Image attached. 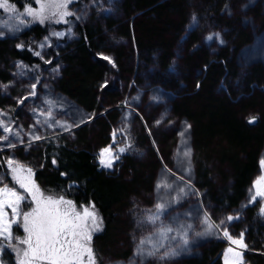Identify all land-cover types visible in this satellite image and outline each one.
Listing matches in <instances>:
<instances>
[{
    "label": "rangeland",
    "instance_id": "rangeland-1",
    "mask_svg": "<svg viewBox=\"0 0 264 264\" xmlns=\"http://www.w3.org/2000/svg\"><path fill=\"white\" fill-rule=\"evenodd\" d=\"M127 1L132 0H73L68 5L73 15L66 18L71 23H56L55 17L40 23L27 15V7L39 8L37 0H8L15 11L0 8V33H3L0 43L7 51L27 52L38 59L35 67H29L13 55L0 60V121L12 130L6 133L0 127V134L8 137V140H0V188L7 185L26 197L20 203L21 212L35 207L31 196L12 178L7 164L11 158L31 169L32 180L44 196L59 199L60 195L45 189L46 181L37 178L35 172L44 168L45 147L70 145L76 141L77 133L85 129L94 162L105 175L129 182L132 169L138 168L140 176L147 180L144 188H135L114 208L115 220L105 236L103 223L101 230L92 232L95 264H189L201 258L208 245L217 246L215 256L219 264H226V260L227 264H252V255L264 249V215L260 214L264 196H256V202H250L258 188L264 190L261 163L264 138L258 148V169L240 206H217L208 196L210 188L200 189L204 184L198 167L213 164L206 180H211L212 189L218 194V189L228 184L223 177L228 176L229 170L227 165L223 167L217 161L220 144L212 141L209 151L200 157L193 139L192 122L178 115L175 108L183 104L193 112L204 108L215 110L222 101H230L232 111L246 125L255 127L258 120L264 122V86L251 84L247 79L255 67L264 70V0H224L219 17L214 20L207 14V8L198 6L197 0H187V18L179 31L173 28L180 19L169 13L161 22L139 13L128 18L124 11ZM203 3L202 0L201 5ZM234 19L250 36L237 47L233 43L239 40L223 22ZM21 20L24 23H20ZM170 20L174 26L164 31L163 22ZM34 26L43 29L38 37L29 34ZM85 27L97 32L91 58L105 65L102 75L105 84L98 87L93 108L84 107L59 89L60 81L67 79L66 71L71 68V58ZM154 28L159 31L157 35L151 34ZM55 32H63L64 36L57 37ZM215 34H219L223 44L215 38L207 40ZM162 38L164 44L170 45L169 50L155 46ZM140 40L150 43L152 48L140 50ZM163 54H167L165 64L161 61ZM102 55L110 57L115 67L102 59ZM224 57L228 59V69L221 61ZM205 59L222 64L221 72L218 68L207 71L203 65ZM250 117L256 118L254 123H248ZM187 125L190 128L184 132ZM181 132H184L183 137ZM36 136L40 139H32ZM9 141L15 146L8 147ZM108 147L113 156H119L110 169L100 164V153ZM122 147L126 151L119 153ZM189 148L191 157L185 158L183 153ZM205 158H209L210 163L205 162ZM132 164L136 167L132 168ZM257 181H260L258 185ZM157 184L168 187L157 189ZM158 203L165 205L160 213L156 210ZM90 205L92 203L75 205V208L82 212L83 207ZM61 207L67 208V205ZM6 211L11 219V209L6 208ZM205 213L214 225L210 232L206 231ZM150 216L159 217L155 224L149 223ZM228 216L234 219L229 222ZM222 220L224 224H220ZM163 227L173 228L167 238L159 234ZM225 229L233 240L241 239L243 234L246 247L232 244L223 235ZM11 232V245L0 237V264H18V259L23 257L26 245L17 243V238L22 240L27 235L22 215L12 224ZM184 232L189 240L186 246L179 238ZM173 236L176 239H171ZM141 240L145 241L143 245ZM160 244L163 247H159ZM138 248L143 249L142 254ZM150 251L154 255H148ZM165 251L178 254L161 259ZM236 252L241 253L242 259L234 256ZM84 260L87 264L86 256Z\"/></svg>",
    "mask_w": 264,
    "mask_h": 264
},
{
    "label": "trees",
    "instance_id": "trees-1",
    "mask_svg": "<svg viewBox=\"0 0 264 264\" xmlns=\"http://www.w3.org/2000/svg\"><path fill=\"white\" fill-rule=\"evenodd\" d=\"M186 1L132 0L130 3H128L129 1L125 3L124 11L128 18L139 13L148 18H157L159 22L169 13V15H174L177 19H180V22L174 24L175 28H173L179 31L182 29V25L187 18L188 3L186 4ZM197 2L199 7L207 8V14L212 15L211 19H213L219 17V11L223 6L224 0H203L204 5H201L202 0H197ZM171 21L163 22L164 31L165 28L168 29L170 27L172 29L171 26L174 25L171 24ZM223 22L225 23L224 27L230 28L239 40L233 43V46L237 47L249 40L248 31L239 27L237 20H223ZM228 26L230 27L228 28ZM254 29L252 28L253 31ZM42 30L41 27L34 26L29 34L30 36L38 37ZM157 33H159L157 28L151 31L153 35H157ZM95 36H97L96 31L88 27L84 28L83 37L77 43L76 51L71 58V68H68V71H66L67 79L60 81L59 84L61 91L76 99L86 108L96 107L95 99L98 87L105 84V81H102L103 70L105 69L104 63L91 58L95 49ZM192 36L194 37L195 35L193 34ZM164 43V39L162 38L158 41V45L155 46L165 51L169 50L170 45ZM4 46V44L0 43V60L13 55L25 61L29 67L36 66L35 63H37L38 59L34 56L29 55L27 52L7 51ZM138 47L140 50L145 49L146 51L152 48L150 43H145L141 40L138 41ZM165 55L167 56V54L160 55L163 64L166 63V60H164ZM120 57L121 52L118 51V61L121 60ZM206 61L207 59L204 60L203 65L206 66L207 71L218 68V72H221L222 64H213L211 60ZM221 61L224 62V68L228 69L227 57L222 58ZM247 79L251 84L264 86V70L261 67H255L249 72ZM107 86L106 84L105 89ZM232 107V102L222 101L215 110L204 108L198 112H193L186 109L183 104L175 108L178 115L186 117L192 122L193 139L195 140L197 153L200 157L209 151L212 141H217L218 145L220 144L221 152L218 155L217 161L223 167L227 165L229 170L228 176L223 177L224 181H227L228 184H223L221 189L218 187V194H216V191H213L214 185L212 186V183H210L211 180L209 182L206 180L210 173L209 169L213 167V164H209L207 168L198 167L199 178L205 185L200 186V189L204 190L205 187L210 188L209 198L214 201L215 205L220 207L226 205L231 207L240 206L245 197V190L250 185L253 175L258 169V148L264 138L263 121L258 120L255 127L248 126L232 111ZM85 133V129L80 130L77 133L76 141L70 145L62 143L59 147L50 145L45 147L42 158L44 168L42 171H36L35 174L37 178L46 181V190L69 198L76 206L92 203L104 224V235L115 220L114 208L124 201L135 188H144L146 186V179L140 176V170L136 169V165L133 164L131 167L135 169H132L129 182L119 177L105 175L94 162L93 154L90 150V142L85 137ZM205 159V162L210 163L209 158ZM214 170H216L215 166L212 169V173ZM204 196L206 197L207 195ZM259 250L257 254L252 255V264H264V249ZM217 252V246L208 245L202 257L191 260L189 264H219L215 256Z\"/></svg>",
    "mask_w": 264,
    "mask_h": 264
},
{
    "label": "snow or ice",
    "instance_id": "snow-or-ice-1",
    "mask_svg": "<svg viewBox=\"0 0 264 264\" xmlns=\"http://www.w3.org/2000/svg\"><path fill=\"white\" fill-rule=\"evenodd\" d=\"M37 3L39 4L38 9L29 6L25 10V13L33 17V19H38L40 23H44L45 20L55 17L54 22L56 23H71L66 18L73 15V12L68 8V5L73 3V0H37ZM0 8H3L5 11H15L14 6L9 4L8 0H0ZM45 12H48V15H45ZM77 18L79 19V17ZM193 20L195 21V18ZM20 23H24V21L21 20ZM53 34L57 37L64 36L63 32H55ZM0 35H3V33H0ZM214 38L223 44V40L220 39L219 34H215V37L210 35L207 37V40L211 41ZM17 47H22V45H18ZM36 54L39 55V53ZM101 58L108 60L115 67L110 57L102 55ZM32 87V94L34 95L35 84ZM255 119V117H250L248 123H254ZM0 127H3V131L6 133L12 131L10 128L4 126L3 121H0ZM188 128H190V125L186 126L184 132ZM184 132H181L182 137L184 136ZM113 136L115 137V132ZM32 139L38 140L40 137L36 136L32 137ZM0 140H8V137L0 134ZM7 146L14 147L15 143L9 141ZM130 146L128 145L127 147ZM118 151L119 153H124L126 148H119ZM183 156L190 158L191 149L185 150ZM117 159H119V156L112 155L111 147L105 148L100 153V164L104 168H112L114 161ZM261 163L264 166V161H261ZM7 164L12 172L13 180L19 184L20 188L24 189V192L31 196L32 202L35 204V207L31 211L21 212L20 203L26 197L20 194L18 190L9 188L7 185L0 188V237L7 239L11 245L13 239L11 227L12 224L18 222V218L21 215L23 218L24 232L27 234L22 240L17 238L18 244L26 245V248L23 249V257L18 259V264H85V256L87 257V264H95L91 247L92 232L101 230L103 223L95 211V206L83 207V211L81 212L76 211L72 201L65 200L62 196L59 199L46 197L32 180L33 174L31 169L24 168L11 158L7 160ZM259 183L260 181H257V185ZM156 187L159 189L168 186L157 184ZM256 196H264V190L258 188L255 195L250 198V202L255 203ZM62 205H67V208H62ZM6 208L11 209V219H9V213L6 211ZM164 208L165 205L163 203H158L156 205L157 213L162 212ZM260 214L264 215V207L260 208ZM204 215V223L207 225L206 231L210 232L214 225L209 222L207 213ZM158 218V216H150L148 217V221L149 223L155 224ZM226 219L230 222L234 217L228 216ZM224 223L225 221H220V224ZM215 227H219V225H215ZM172 231V227H163L160 229L159 234L162 238H167V234ZM223 235L228 237L232 244L246 247L243 244V234H241V239L233 240L225 229ZM179 238L183 242V245L186 246L189 243L186 232L180 235ZM171 239H176V236L171 237ZM144 243L145 241H140L141 245ZM159 247H163V244H160ZM228 251L232 252V249L229 248ZM138 252L142 254L143 249L138 248ZM176 254L178 253L175 251H165L161 259ZM233 254L242 259L241 253L236 252ZM148 255H154V253L150 251Z\"/></svg>",
    "mask_w": 264,
    "mask_h": 264
}]
</instances>
